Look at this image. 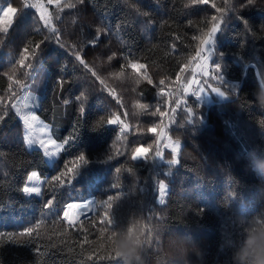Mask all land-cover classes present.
<instances>
[{"label":"trees","instance_id":"obj_1","mask_svg":"<svg viewBox=\"0 0 264 264\" xmlns=\"http://www.w3.org/2000/svg\"><path fill=\"white\" fill-rule=\"evenodd\" d=\"M27 2L43 8L0 0L20 9L10 31L0 32V232L13 234L0 235V264H123L98 259L106 255L100 246L113 251L114 237L133 232L138 245L132 264H234L248 235L264 233V108L256 101L264 88V0L242 11V0L188 8L189 0ZM212 4L227 15L205 65L201 40L211 17L224 15ZM47 15L55 32L41 21ZM42 41L29 61L34 71L25 75L26 66L16 61L28 60L22 49L31 52ZM13 68L23 90L15 77L9 79ZM197 82L208 90L218 87L225 100L205 103L189 88L185 93ZM26 93L36 99L35 114L49 126L51 138L68 141L51 164L40 149L27 147L24 124L12 107ZM80 93L84 99L78 101ZM142 103L152 112L159 106L163 114L141 115ZM113 116L129 130L121 133L120 123L106 125ZM156 125L161 127L147 131ZM166 139L179 143L175 165L168 162ZM141 145H152V151L133 161L132 152ZM157 148L162 157H155ZM81 154L86 164L79 161ZM77 163L81 168L74 178L61 177L64 184L55 179ZM31 171L44 180L39 197L21 191ZM110 196L118 199L109 246L100 234L99 207L73 226L63 217L68 204L94 198L98 205ZM48 199L58 216L44 207ZM37 223L32 236L16 235Z\"/></svg>","mask_w":264,"mask_h":264},{"label":"snow or ice","instance_id":"obj_2","mask_svg":"<svg viewBox=\"0 0 264 264\" xmlns=\"http://www.w3.org/2000/svg\"><path fill=\"white\" fill-rule=\"evenodd\" d=\"M22 4H23V8L24 9H28V8H37V5L34 4H30L27 2V0H21ZM80 2H83V0H80ZM210 3V0H189L188 4L185 5L186 8L188 7H194V6H198V5H208ZM227 3V0H226ZM256 4V0H242V3L239 6V11H242L245 7L248 6H254ZM75 5L72 4H68L65 5V7H74ZM133 7H135V5H133ZM212 7L215 8V11L217 13H221L224 14L222 16H217V15H213L211 17V28L210 30L205 34L204 38L201 40V44L202 45H209L212 43L213 37L215 36V34L221 30V27L224 23V19L227 15V10L225 8L222 7H218L215 4H212ZM39 8H43V5H40ZM39 8H37V10L39 11ZM231 11H235V9H230ZM20 11L19 8L12 6L11 4H9V6L4 10V18H5V23L3 26V29H0V32L4 33L5 35L10 31L12 25L16 22L17 19V14ZM42 13V12H41ZM40 13V16H41ZM240 18V17H238ZM41 20V19H40ZM43 22V25L45 28H48V30L50 32H55V29L51 27V18L50 15H47V19L46 20H41ZM243 22V21H242ZM246 24V22H245ZM39 31V29H38ZM46 39H49V37H46ZM99 37H96L95 39H93V46L96 45V43L99 41ZM45 41L40 42L39 44H36L35 47L32 49L33 51L29 52V48L28 47H24L22 49V53L24 54V56L28 57V60H25L23 58V56L16 61V63H21L24 64L26 66V71H25V75H28L30 71H34V65L33 63L29 62L31 60H35L36 55H37V50L41 47V45L44 43ZM61 47V45H60ZM205 49H201V51H204ZM201 52H199L200 56ZM206 60H209V54L206 55L204 57ZM82 59V56H81ZM131 64V63H130ZM216 71H218V68H216ZM16 70L15 68H13L12 70V76L9 77V79H13L14 77L16 78L15 82L17 84L21 85V90H23V83L20 81V79L16 76ZM204 76H209L210 72L209 70H205L203 72ZM212 80H216L217 77L215 75L211 76ZM151 83V80H149ZM164 80L160 82V84H164ZM177 91H179V89H177ZM185 93L188 92V89L185 88L184 89ZM211 91L216 93L217 95L223 96L224 92L220 91V89L218 87L213 86L211 88ZM10 92L12 96H15L17 93L15 90L11 89L10 87ZM204 92L203 88H200L198 91H193L191 94L195 95L197 98L200 97L201 93ZM27 99V98H26ZM34 99V98H33ZM84 99V95H82L81 93L79 95L76 96V100L81 101ZM69 101H65V103L67 104ZM144 104V109L141 115L143 114H150V115H155L156 112H160L161 114H163L161 108L159 106H157L156 111L152 112L150 110V105L147 103H142ZM12 107L16 109V114L20 117V119L23 121L24 126L26 127V129L31 130L34 126L35 123H38L37 120V116L35 114H33L32 112H25V113H21L20 109L16 107V105L13 103ZM31 107H35L34 104H29V103H25L24 104V108H31ZM186 112L188 113L189 116L193 115V110L191 108H186L185 109ZM80 111L81 113H84L85 111V106L81 105L80 107ZM3 117H0V119H2ZM109 120H112V123H108ZM189 123H191V119L188 120ZM117 123H120V117L119 116H113L112 118H109L107 120V124L106 125H115ZM105 126V125H104ZM160 125H156L154 127H149L147 129V131L149 133H152L151 131H149V129L151 128H155L157 130V128H160ZM129 125L127 123H122L121 127H120V132L124 133L126 131H128ZM120 135L116 136L117 140H120ZM74 140V138H73ZM24 141L28 146L33 145L34 141L31 137V135H26L24 137ZM156 143L159 144L160 143V139L156 140ZM68 144V141L65 140V142L63 144H58L54 139H52L51 137H49L47 140L45 139H40L39 141V148L43 149V155L46 157H55L57 156L61 150H66V145ZM49 145L52 146V150H49ZM165 148L171 147V159L168 161L169 163L175 165L177 164L178 161V152L180 150V146L178 142L173 143L172 145L169 144H165L164 145ZM139 150V151H138ZM152 151V145H149L147 147L145 146H138L134 149V151L132 152V156L131 159L133 161L137 160V159H147L149 153ZM164 153H162L159 148L156 149L155 151V157H162ZM79 161H83L85 164L87 163V160L85 159L84 155L81 154L78 157ZM108 159L111 160L112 156H108ZM67 167V166H65ZM81 168V165L74 164L73 167L67 168V172H61L59 176L55 177L56 180H59L61 184H64L65 181L63 179H61V177H64L66 175H71L74 178V175L76 174V172ZM117 172L120 171L119 168L116 169ZM32 184L33 186H28V184ZM40 183V177L38 175L37 171H31V173L27 176V182L25 183V185L22 187L21 191L22 193L26 196V197H31V196H41V189L38 186V184ZM113 188H117L119 187V185L117 184H113L112 185ZM158 189H159V204L163 205L165 203V199H164V194H165V184L164 183H160L158 185ZM118 197H108L107 200H104L102 202H100L98 205H95V202L93 201H82V202H78L75 204H68L67 207L68 208H76L78 209V212L76 213V217H86L87 214L89 212H95L96 211V207H99L101 209L102 215L100 216V225L102 226L100 228V234L101 236L104 238V241L107 242L108 244V240H109V236L110 234L114 231L113 230V220H112V216H111V212H112V208H113V201L117 200ZM44 207L46 209H51V211L53 213H56V215L58 216L59 210H57L56 208L53 207V199H48L45 202ZM45 215L47 216L48 213H45ZM63 217L65 220L68 221L70 226H73L76 224V219L74 218H70V213L68 211H63ZM39 223H37L35 225V227L33 226H28L25 229H22L21 231H19L18 233H16V235L19 236H32L33 233L36 231V228H39ZM107 234V235H105ZM0 235H8V236H12V233H5V232H0ZM85 239H87V237H85ZM109 246V244H108ZM103 251L106 253V255H99L97 258L98 259H112V260H118L115 257L114 252L111 250L110 246L105 248L104 247V243H101L100 246ZM38 251V250H37ZM95 251V250H94ZM89 259H92V256H89Z\"/></svg>","mask_w":264,"mask_h":264},{"label":"clouds","instance_id":"obj_3","mask_svg":"<svg viewBox=\"0 0 264 264\" xmlns=\"http://www.w3.org/2000/svg\"><path fill=\"white\" fill-rule=\"evenodd\" d=\"M256 101L264 108V88L256 94ZM111 245L115 257L123 264H132L136 257L138 237L135 232L121 238H113ZM234 264H264V233H252L245 239L242 248L233 256Z\"/></svg>","mask_w":264,"mask_h":264},{"label":"rangeland","instance_id":"obj_4","mask_svg":"<svg viewBox=\"0 0 264 264\" xmlns=\"http://www.w3.org/2000/svg\"><path fill=\"white\" fill-rule=\"evenodd\" d=\"M57 1H59V0H57ZM7 7H8L7 5L0 4V15L2 17H4L3 13H4V10ZM44 12L47 14V11L46 10ZM1 19H3V20H1L0 22L2 24H4L5 23V18H1ZM204 49L205 50L203 52L202 59H203V63L205 65H207L208 60H206L204 57L209 54V45H205L204 46ZM198 70H199V68L197 69V71ZM188 88H189V91L191 93L193 91H198L200 88H203L204 89V92L201 93V95H200V97L198 99L201 100V101H203V102H205V103H209V102H212L214 100H219V101L225 100V96H224L225 94L223 96L217 95L216 93L212 92L211 90H208L205 87H202V85H199V82H197L195 84H189L187 86V89ZM33 98H34V96L32 94L26 93V94H24L23 96H21L17 100V102L15 103V105H16L17 108L20 109L21 113L32 112L33 114H35V111H34V108L35 107H31V108H27V109L24 108V104L26 102L29 103V104H34V105L36 104V102H35L36 99L35 98L33 99ZM37 120H38V123H35L34 126H33V128L31 130L26 129V127L24 126V128H25V136L30 134L31 137H32V139H33V141H34L33 145H31V146H28L27 145V147L29 149L37 148V149H40L43 152V149L39 148V141H40V139L47 140L51 136H50V132H49V126L46 123H44L42 120H40L38 118V116H37ZM128 130H129V128H128ZM162 137H163V135H162ZM57 143L58 144H62V143H59V142H57ZM173 143L174 142L169 141L167 139L165 141V144L172 145ZM167 149L171 150V147H168ZM49 150H52V146L51 145H49ZM56 157L57 156H55V157H46L45 156L46 161L48 162V164H51L55 160ZM43 181L44 180L40 178V183L38 184V186L40 187V189L42 188ZM28 186H33V185L30 183V184H28ZM65 210L67 211L68 209L66 208Z\"/></svg>","mask_w":264,"mask_h":264},{"label":"bare ground","instance_id":"obj_5","mask_svg":"<svg viewBox=\"0 0 264 264\" xmlns=\"http://www.w3.org/2000/svg\"><path fill=\"white\" fill-rule=\"evenodd\" d=\"M260 8H262V7H260ZM239 12V11H238ZM243 19V18H242ZM239 21V20H238ZM240 21H242V20H240ZM248 23H249V21H248ZM246 25V24H245ZM240 30V29H239ZM190 32V31H189ZM251 32V31H250ZM253 32V31H252ZM248 33V32H247ZM242 35V34H241ZM245 34H243V36H244ZM195 36H196V34H195ZM252 37V36H251ZM255 37V36H254ZM183 38V37H182ZM188 39V38H187ZM254 39V38H253ZM243 40V39H242ZM252 43V42H251ZM184 45H186V44H184ZM249 46H251V45H249ZM242 49V48H241ZM246 49V48H245ZM242 51V50H241ZM247 51V50H246ZM253 51V50H252ZM245 56V55H244ZM153 63V62H152ZM138 65H139V63H137ZM141 64V63H140ZM143 65V64H142ZM256 66V65H255ZM140 67H143V66H140ZM144 67H146V66H144ZM144 69V68H143ZM146 70V69H145ZM246 70V69H245ZM143 79V78H142ZM162 79V78H161ZM160 79V80H161ZM136 81V80H135ZM138 82V81H137ZM136 82V83H137ZM145 83H147L146 81H145ZM152 83V82H151ZM141 84V83H140ZM149 84L150 83H148L147 84V86H149ZM136 85V84H135ZM139 85V84H138ZM142 86V85H141ZM138 87V86H137ZM143 87V86H142ZM145 87V86H144ZM153 87H155V85L153 84ZM157 87V86H156ZM158 87H161V85L160 86H158ZM131 88V87H130ZM139 88V87H138ZM150 88V87H149ZM162 88V87H161ZM182 88V87H181ZM147 89V88H146ZM152 90V89H151ZM147 91H148V89H147ZM153 93H154V91H152ZM164 92V91H163ZM132 93V92H131ZM130 93V94H131ZM144 93V92H143ZM169 93V92H168ZM167 93V94H168ZM142 94V93H141ZM144 95H145V93H144ZM160 96V95H159ZM170 96V95H169ZM159 98V97H158ZM162 98V97H161ZM165 97L163 96V98L162 99H164ZM161 99V100H162ZM155 101V100H154ZM196 101V100H195ZM203 103V102H202ZM157 104V103H156ZM160 105V104H159ZM111 111H113V110H111ZM118 114H119V112H118ZM111 115V114H110ZM109 115V116H110ZM69 213H70V218H77L76 217V213L78 212V209H76V208H68V210H67ZM130 215V214H129Z\"/></svg>","mask_w":264,"mask_h":264},{"label":"water","instance_id":"obj_6","mask_svg":"<svg viewBox=\"0 0 264 264\" xmlns=\"http://www.w3.org/2000/svg\"><path fill=\"white\" fill-rule=\"evenodd\" d=\"M122 123H124V122H122L121 120H120V124H122ZM87 201H93V202H95V199L94 198H90V199H87L85 202H87ZM71 204H75V203H71ZM94 206H95V204H94ZM66 208L68 209V207L66 206ZM94 212H89L88 214H87V216H89V215H91V214H93ZM86 216V217H87ZM82 218H84V217H77V218H74V219H76V222H78L80 219H82Z\"/></svg>","mask_w":264,"mask_h":264},{"label":"crops","instance_id":"obj_7","mask_svg":"<svg viewBox=\"0 0 264 264\" xmlns=\"http://www.w3.org/2000/svg\"><path fill=\"white\" fill-rule=\"evenodd\" d=\"M46 11H47V10H46ZM1 18H4V17H2V16L0 15V21L3 20V19H1Z\"/></svg>","mask_w":264,"mask_h":264}]
</instances>
